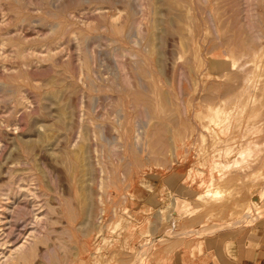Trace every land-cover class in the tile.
Here are the masks:
<instances>
[{
	"label": "rangeland",
	"instance_id": "rangeland-1",
	"mask_svg": "<svg viewBox=\"0 0 264 264\" xmlns=\"http://www.w3.org/2000/svg\"><path fill=\"white\" fill-rule=\"evenodd\" d=\"M263 124L264 0H0V264H264Z\"/></svg>",
	"mask_w": 264,
	"mask_h": 264
},
{
	"label": "bare ground",
	"instance_id": "bare-ground-1",
	"mask_svg": "<svg viewBox=\"0 0 264 264\" xmlns=\"http://www.w3.org/2000/svg\"><path fill=\"white\" fill-rule=\"evenodd\" d=\"M187 6V5H186ZM175 9V8H174ZM251 48V47H250ZM236 50V49H235ZM256 51V50H255ZM248 52V51H247ZM248 53H250V52H248ZM259 54V52H256V55H258ZM225 54V53H224ZM253 56L255 57V54H253ZM135 58V57H134ZM227 58V57H226ZM228 59V58H227ZM251 59V58H250ZM256 61V60H255ZM230 62V61H229ZM229 62H227V63H229ZM233 64V63H232ZM220 65H224V63H221ZM260 66V65H259ZM250 72V71H249ZM258 73V72H257ZM261 75H262V73H261ZM228 76V75H227ZM260 77V76H259ZM259 83V82H258ZM247 94V93H246ZM248 96V95H247ZM234 97V96H233ZM231 98V97H230ZM228 99V98H227ZM236 99V98H235ZM235 102H236V100H234ZM226 102V101H225ZM229 102V101H228ZM230 102H231V100H230ZM229 104V103H228ZM233 106L235 105V104H232ZM245 105V104H244ZM230 106V105H229ZM247 106V105H246ZM224 108V107H223ZM226 108V107H225ZM245 108V107H244ZM244 108H242V107H239V106H236V107H233V108H231V109H227V110H223V109H221V108H217V109H214V110H212V111H208L207 113H208V116H207V113H206V116H207V118L210 120V122H213V123H215V125H220L221 124V122H222V120L223 121H225L226 123H228L232 118H233V116H234V110L236 109V115H239L240 114V116H241V118H243V115H242V113H243V111H245L244 110ZM246 109V108H245ZM210 110V109H209ZM253 110V109H252ZM251 110V111H252ZM260 112V111H259ZM262 112V111H261ZM254 114H256V113H254ZM235 115V116H236ZM256 115H258V114H256ZM251 118H252V116H250ZM239 118V117H238ZM247 118H249V117H247ZM238 119L236 118V120L235 121H237ZM241 119H239L238 120V122H237V125L239 124V121H240ZM255 120V119H254ZM252 121H253V119H252ZM241 122V121H240ZM251 122V121H250ZM241 125H242V122H241ZM264 125V124H263ZM239 126V125H238ZM250 128V127H249ZM227 129V128H226ZM239 129V128H238ZM260 129V128H259ZM252 132V131H251ZM253 132H255V131H253ZM262 132V131H261ZM138 134H140V133H138ZM235 137V136H234ZM219 139V138H218ZM139 142V141H138ZM137 143V142H136ZM245 145H247V144H245ZM258 145V144H257ZM232 152V151H231ZM244 153V152H243ZM246 153V152H245ZM244 153V154H245ZM247 154V153H246ZM245 154V155H246ZM248 155V154H247ZM260 156V155H259ZM257 158V157H256ZM255 158V159H256ZM255 161V160H254ZM259 161V160H258ZM215 163V162H214ZM257 164V163H256ZM217 165L218 164H216V166L215 167H217ZM251 166V165H250ZM214 167V168H215ZM256 167V166H255ZM218 168V167H217ZM223 169V168H222ZM15 173V172H14ZM8 174V173H7ZM25 179V178H24ZM214 181V180H213ZM231 181V180H230ZM25 182V181H24ZM214 183V182H213ZM12 184V183H11ZM17 184V183H16ZM19 185V184H18ZM21 185V184H20ZM28 185V184H27ZM37 186V185H36ZM12 189V188H11ZM11 189H10V191H11ZM19 189V188H18ZM25 189V188H24ZM29 189V188H28ZM29 191V190H28ZM32 192H33V190H32ZM208 192H210V191H208ZM207 192V193H208ZM18 194V193H17ZM1 195H3V194H1ZM6 195H9L8 193L6 194ZM19 195V194H18ZM37 195V194H36ZM34 196V195H33ZM199 196H201V195H199ZM9 197L10 196H7V198L9 199ZM14 197V196H13ZM22 197V196H21ZM30 197V196H29ZM203 197V196H202ZM1 201H3V200H1ZM250 201V200H249ZM246 202V201H245ZM41 203V202H40ZM2 206H4V205H2ZM9 209V208H8ZM10 210V209H9ZM13 211V210H12ZM125 220V219H124ZM121 222V221H120ZM120 222H118V223H120ZM2 225V218L0 217V226ZM118 225V224H117ZM2 227V226H1ZM1 230V229H0ZM2 231V230H1ZM34 231V230H33ZM1 236V235H0ZM39 237V236H38ZM0 238H2V237H0ZM33 239V238H32ZM3 240V239H2ZM26 240H27V238H26ZM25 240V241H26ZM35 240V239H34ZM28 241V240H27ZM5 242V241H4ZM33 242V241H32ZM27 243H29V242H24V244H27ZM4 244V243H3ZM20 244V243H19ZM0 246H2V243H0ZM15 246V245H14ZM26 246H28V245H26ZM26 246H24L23 244H22V246H19V247H17V248H15L14 249V253H18V256H19V258H18V260H24V259H22V257H24V253H25V251H26ZM7 247V246H6ZM28 248V247H27ZM37 248V247H36ZM10 249V248H9ZM3 250V249H2ZM5 251V250H4ZM13 251V250H12ZM1 252V251H0ZM12 253V252H11ZM14 253H12L13 254V256H14V258H15V255H14ZM0 254H2L3 256H5V254L3 253V252H1ZM12 254H11V258H12ZM29 254H30V252H29ZM28 254V255H29ZM2 255H0V257L2 256ZM30 257V256H29ZM14 258L12 259V261H14ZM27 259V258H26ZM1 260V259H0ZM6 261H8V259H6ZM17 261V260H16ZM24 262V261H23ZM5 263V262H4ZM11 263V262H10ZM19 264V263H18Z\"/></svg>",
	"mask_w": 264,
	"mask_h": 264
},
{
	"label": "crops",
	"instance_id": "crops-1",
	"mask_svg": "<svg viewBox=\"0 0 264 264\" xmlns=\"http://www.w3.org/2000/svg\"><path fill=\"white\" fill-rule=\"evenodd\" d=\"M164 182L168 186H170L169 181L166 180ZM234 245L236 246L235 248L236 250L231 249L229 252L232 256V260H229L228 256H226L227 259H224V260L220 259L219 258L220 256L218 255L219 257L218 256L217 257H218L220 264H229V263L230 264H260V261H259L260 258L258 255L254 257L253 259L246 258V244L240 238L236 240ZM216 254H217V251H216Z\"/></svg>",
	"mask_w": 264,
	"mask_h": 264
}]
</instances>
